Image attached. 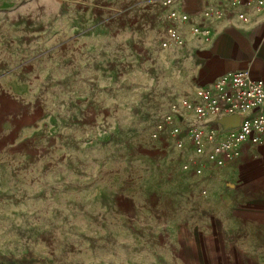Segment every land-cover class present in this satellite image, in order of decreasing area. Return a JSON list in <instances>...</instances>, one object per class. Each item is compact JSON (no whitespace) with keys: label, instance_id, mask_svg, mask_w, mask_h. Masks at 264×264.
I'll list each match as a JSON object with an SVG mask.
<instances>
[{"label":"rangeland","instance_id":"obj_1","mask_svg":"<svg viewBox=\"0 0 264 264\" xmlns=\"http://www.w3.org/2000/svg\"><path fill=\"white\" fill-rule=\"evenodd\" d=\"M61 2L0 0V48L29 37L20 26L60 39ZM51 69L36 111L6 102L0 113V264H164L184 187L203 180L182 170L190 154L151 137L176 97L102 92L67 105L61 65Z\"/></svg>","mask_w":264,"mask_h":264},{"label":"crops","instance_id":"obj_2","mask_svg":"<svg viewBox=\"0 0 264 264\" xmlns=\"http://www.w3.org/2000/svg\"><path fill=\"white\" fill-rule=\"evenodd\" d=\"M61 7L69 23L60 39L39 36L42 30L36 25L20 26L29 37L0 48V113H5L6 102L25 113L36 111L38 81L52 80L54 64L61 65L67 105L75 97L96 102L102 92L111 97L146 94L158 104L171 96L176 97L171 102L196 100L201 88L233 71L264 82V9L247 10L246 21L229 14L211 23L202 15L219 6L206 0H174L169 9L151 0H62ZM170 9L208 27L210 39L176 22L182 44L161 48ZM225 124L211 118L200 123L185 110L179 122L183 129L220 133ZM212 166L206 164L199 177L189 173L203 180L200 189L184 187L177 220L181 233L161 241L163 263L264 264V148L245 145L239 158Z\"/></svg>","mask_w":264,"mask_h":264},{"label":"built area","instance_id":"obj_3","mask_svg":"<svg viewBox=\"0 0 264 264\" xmlns=\"http://www.w3.org/2000/svg\"><path fill=\"white\" fill-rule=\"evenodd\" d=\"M151 1L164 9L174 5V0ZM206 1L216 2L219 6L202 15L203 20L211 23L229 14L235 15L239 21H246L247 10L259 13L264 9V0ZM238 7H244V11H236ZM167 19L169 24L164 30V37L160 39L163 49L172 43L182 44L176 33V22L189 26L192 34L202 35L204 40L211 37L208 27L202 29L197 26L186 13L170 9ZM184 110L193 112L200 123L210 118L226 122L225 129L222 133L189 126L183 129L179 122ZM233 118H238V122L233 123ZM162 136L171 139L182 155L190 154L189 159L183 162L182 170L198 177L206 164L222 166L227 161L239 158L245 145L264 148V82L252 78L245 71H233L218 78L210 87L201 88L196 100L184 98L169 103L151 133L155 140ZM201 194L204 195L205 191Z\"/></svg>","mask_w":264,"mask_h":264},{"label":"water","instance_id":"obj_4","mask_svg":"<svg viewBox=\"0 0 264 264\" xmlns=\"http://www.w3.org/2000/svg\"><path fill=\"white\" fill-rule=\"evenodd\" d=\"M233 123H237L238 122V118H233V120H231Z\"/></svg>","mask_w":264,"mask_h":264}]
</instances>
